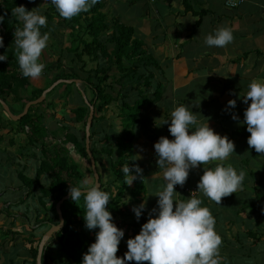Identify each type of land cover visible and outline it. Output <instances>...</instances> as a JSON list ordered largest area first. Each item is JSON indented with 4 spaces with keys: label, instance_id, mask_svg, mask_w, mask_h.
I'll list each match as a JSON object with an SVG mask.
<instances>
[{
    "label": "crops",
    "instance_id": "obj_1",
    "mask_svg": "<svg viewBox=\"0 0 264 264\" xmlns=\"http://www.w3.org/2000/svg\"><path fill=\"white\" fill-rule=\"evenodd\" d=\"M104 4L109 16L117 17L121 23L133 28L134 36L143 42L146 54L157 63L139 69L140 82L149 77L150 87L139 84L137 89L131 86L122 89V92H128L125 96L127 103L142 102L133 128L131 158L134 165L143 168L144 178L138 177L134 185L143 188L136 199L127 192L133 205L137 199L140 203L146 199L144 211L147 219L151 210L158 208L155 193L166 182L163 168L157 163L154 143L161 135L173 138L168 126L171 121H164L171 118L172 110L178 104L193 105L201 122L209 120L217 132L226 133L235 141V152L223 163H232L238 170L246 172L243 187L222 197L220 204L202 192L195 193L203 198V203L215 216V228L222 236L221 264H264V154L249 145L251 133L243 123L244 109L248 106L243 96L248 85L254 78H264V0H242L235 8L227 7L226 0H105ZM222 25L233 28L234 40L223 47L207 45V34ZM157 91L158 97L155 95ZM233 98L237 100L234 108L227 103ZM233 113L239 115V120L232 118ZM116 121L119 123L120 118ZM98 128L101 127L97 124ZM108 128L107 133L114 134ZM119 128L118 131L122 129ZM239 131L246 135H238ZM2 154L4 156L6 152ZM9 154L4 158L0 156V207L19 202L27 193L13 168L15 165L17 170V162L14 164L15 160ZM100 157L101 161L98 157L96 161L98 170L103 165L104 170L109 171L106 181L114 186L115 191L117 183L110 169L111 158ZM31 162L35 165L38 158L32 160L28 157L23 167ZM217 163L221 161H211L206 166L214 167ZM203 171L204 162H201L190 170L183 186H175L179 199H188L192 190L197 189ZM101 181L104 183L102 177ZM31 197L29 205L35 209L37 204ZM38 218L39 221L35 222L36 215L33 214L25 223L27 226L19 229L12 224L16 219L24 223L22 218L14 213L0 215V264H30L29 250L38 248L51 224L44 221V213ZM10 223L11 227H8ZM7 230H17L21 234L13 237L7 235ZM249 232L260 236L256 245ZM127 234L130 235V230ZM30 235H34L33 245L24 241ZM239 236H243L241 241L237 239ZM51 239L46 243L44 253ZM55 251L59 253L57 249L47 250L46 258L52 260L54 257L55 260L48 264L60 263ZM117 255L120 256L119 252ZM128 264L141 263L132 260Z\"/></svg>",
    "mask_w": 264,
    "mask_h": 264
},
{
    "label": "trees",
    "instance_id": "obj_2",
    "mask_svg": "<svg viewBox=\"0 0 264 264\" xmlns=\"http://www.w3.org/2000/svg\"><path fill=\"white\" fill-rule=\"evenodd\" d=\"M46 1L48 8L44 14L47 15V25L42 27V31H48L53 22L58 27L69 29V33L64 34L67 40L65 49L74 55L77 62L82 63L81 72H86L84 68L87 62L84 58L85 55H87L89 62H98V66L86 72L88 76L83 80V83L92 90L94 95L89 102L94 107V116L90 128V151L95 161H97V155L111 158L110 169L117 186L108 207L112 211L113 217L130 215L128 217L131 218V215L133 216L128 225L130 227L129 237H134L141 230L142 224L147 221V217L144 209L139 218L133 211V207L140 204L138 199L132 207V212H126L124 197L129 192L131 197L136 199L139 196V191L143 188L134 186L138 179L134 180L131 185L125 183L123 165L126 163H129L130 166L134 165L131 158L133 128L137 122L138 110L142 102L127 103L125 96L128 92H122V89L127 86L137 89L140 86L139 84L150 87L149 77H146L142 83L140 82L142 75L139 73V69L149 65H157V63L153 57L146 54L143 49V42L134 36V30L131 26L121 23L119 18L109 16L104 11L105 0H96L91 9L70 19L61 16L51 0ZM29 2L30 0H0V15L4 16V20L0 21V35L4 37V47H0V53H5L8 56L7 60L0 61V100L6 104L10 97L16 101L21 100L18 94L19 89L27 90L30 86L29 77L22 74L18 62L14 36L16 27H22L23 22L12 13V9L18 5H25L28 10H31ZM62 66L63 63L59 64L58 67ZM69 72V75L65 77L67 80L79 79L74 71ZM57 80H59L57 77L51 80L50 85ZM73 84H65V89L72 87ZM44 91V89H35L29 98L22 100L24 102L21 110L16 114L21 113L28 102L38 99ZM155 95L158 97V91L155 92ZM79 96L82 98L80 93ZM119 98L122 99V102L116 117L120 118L122 116L123 119L119 121V125L110 121L109 128L107 127L114 134H108L104 128H98L97 130V124L103 117H98V114L105 111L113 102L117 103ZM45 106H47L45 101L31 106L28 112L17 121L14 132L16 134L24 133L26 137V141L22 146L25 147L23 152L28 154V148L32 147L37 150L39 148V163L31 177H27L23 173L17 175L27 189L26 195L17 203L0 207V215L7 216L14 213L17 217L22 218L26 224L33 214L36 215L35 222L39 221L38 217L42 213L45 214L44 221H47V224L59 223L55 207L57 202L69 192V184L81 186L83 180L82 171L77 168L75 163L70 161L68 153L76 150L81 157L89 158L85 147V126L89 115V107L84 99H82V105H78L71 110L72 117L70 119L73 124H82L81 139H78L75 130H73L74 126L62 125L59 130H61L63 137L59 143H55L52 136V138H48V131L43 123L44 116L37 113L39 108ZM10 111L15 114L11 109ZM128 111H131L132 115ZM9 120L12 122L11 119ZM118 126H122L120 131L117 129ZM28 127L30 128L28 129ZM53 134H56V132H53ZM237 134L246 135L241 131ZM96 135H99L100 139L96 140ZM1 141L2 135L0 136ZM9 141L12 143V138ZM99 141L100 144L97 143ZM29 155L31 154L29 153ZM30 158L32 160L37 159L35 155L30 156ZM89 169L92 172L91 167ZM132 170L135 171L134 168ZM41 179H45V185L42 184L43 182L41 183ZM100 183L107 190V185L110 182L102 183L100 175ZM37 186L38 194L35 193ZM31 195L37 200L36 202L34 199L38 204L35 209H32L29 205ZM258 200L261 199L258 198ZM12 210H16V212ZM85 211L86 206L83 197L78 201L69 198L63 202L61 212L64 218V227L56 232L47 244L46 251L43 254V264L46 263V252L51 248L58 249L59 253L66 258L65 261L67 260V262H64L58 256L59 264H81L83 254L88 250V245L95 240V234L98 231V228L89 230L86 227ZM29 215L30 217H28ZM249 233H251L249 234L251 236H248L253 239L252 243L256 245L260 240V236L253 232ZM10 234L15 237L21 232L7 230V235ZM242 238L243 236H239L237 239L241 241ZM24 239L25 242L31 245L35 243L34 235ZM29 253L31 256L29 263L37 264L38 248L32 247ZM140 263L150 264L149 261ZM11 264H14V262Z\"/></svg>",
    "mask_w": 264,
    "mask_h": 264
},
{
    "label": "clouds",
    "instance_id": "obj_3",
    "mask_svg": "<svg viewBox=\"0 0 264 264\" xmlns=\"http://www.w3.org/2000/svg\"><path fill=\"white\" fill-rule=\"evenodd\" d=\"M51 3L61 16L70 19L91 9L96 0H51ZM12 13L23 22L22 27H16L14 33L22 74L39 78L46 67L40 58L51 35L42 31V27L47 25V15L37 7L28 10L25 5L16 6ZM3 20L4 16L0 15V21ZM233 40V28L222 25L207 34L205 43L223 47ZM0 47H4L2 35ZM7 59L5 53H0V61ZM243 100L248 104L243 118L251 133L248 143L258 153L264 154V78H254L250 82ZM227 103L234 108L237 100L233 98ZM232 118L239 120V115L233 113ZM164 123H168L173 138L161 135L154 148L166 184L155 193L158 208L154 207L141 230L127 239L128 250L123 256H118L117 252L125 229L117 226L108 207L114 194L99 183L84 186L88 184L87 180L81 182V186L69 184L70 198L73 201L81 197L84 199L86 227L89 230L98 228L96 238L88 245L81 264H128L132 260L149 261L150 264H221L222 236L215 228V216L203 203V198L195 193L202 192L220 204L222 197L243 187L246 172L238 170L232 163H223L235 152V141L226 133L217 132L210 126L209 120L201 122L196 111H193V105L187 103L178 104L172 110L171 118ZM211 161L221 163L214 167L206 166ZM201 162H204V171L197 182V189L192 190L188 199H179L175 186H183L190 170ZM123 172L125 183L129 185L138 177L144 178L143 168L139 164L130 166L126 163ZM146 207V199L133 207L137 218ZM37 264H43V251L37 258Z\"/></svg>",
    "mask_w": 264,
    "mask_h": 264
},
{
    "label": "rangeland",
    "instance_id": "obj_4",
    "mask_svg": "<svg viewBox=\"0 0 264 264\" xmlns=\"http://www.w3.org/2000/svg\"><path fill=\"white\" fill-rule=\"evenodd\" d=\"M29 5H31L30 6L31 9L38 7V10H40L42 13H45L46 9L48 8L46 0H30ZM104 11H105V8H104ZM51 24H52L51 28L48 29L47 31V32H50L51 34L50 40L48 42L47 48L43 50L42 56L40 58L46 64V67L43 69L42 74L39 78L29 77L30 86L27 88V90L23 88L19 89L18 94H19V99L21 100L16 101V100H13L12 97H10L7 101L8 102L7 104L9 105L10 109L13 112H15L14 115H17L16 113H18V111L21 110L22 103L24 102L22 100H24L25 98H29L35 89H44V90L49 89L52 86L50 85L51 80L57 77L59 78V80L65 81L67 80L65 78L66 75H69L70 73L69 71L71 72L74 71L79 76V79H71V80H76V81H72L71 83H68V84L74 83L75 85L73 84L72 87L70 86L68 87V89H65L64 82L58 83L53 89H51V91H49L45 95V98L43 101L47 102V106L39 108L37 112L44 116L43 123H44L45 129H47L48 131V135H49L48 138L52 136L54 142L59 143L61 138L63 137L61 130H59L60 126L62 125H68L71 127L74 126L73 130H75V133L78 139H81L83 126L81 123L73 124L71 122L70 120L72 117L71 110L75 109L78 105H82V99H85L88 102L92 100L94 96L93 92L85 83H83V80L88 76L86 72H89V70L94 69L96 66H98L97 64L98 62H93V61L89 62L87 55H85L84 58L87 62L84 68L86 72H81L80 67L82 66V63L77 62L76 59L74 58V55L67 52V50L65 49L67 45V40L64 34L69 33V29H65L64 27L62 28L61 26L58 27V25L54 22ZM108 24L110 25L111 23L109 22ZM62 32H65V33H62ZM61 63H63V66L58 67L59 64ZM79 93L81 95L83 93L84 98L83 96L81 98L79 96ZM121 102H122V99L119 98L117 103L113 102V104L108 106V108L105 111H102L98 114V117L103 116L101 117L100 122L98 123V126L106 129L108 125L110 124L109 123L110 121H113L114 123L119 125L118 121H116L117 119L116 116H117V112H119L118 110L120 109ZM128 112L132 115L131 111H128ZM9 119L10 118L7 115V113L4 111L2 106H0V134L2 135V141L0 142V156L3 155L2 154L3 152L4 153L6 152L4 156H1V158H4L5 156L6 157L8 156V153H10L9 155L13 156L15 160L13 161V163L16 164L17 162V170L19 169L20 170L19 172L23 173L24 175L32 176L35 167L39 163V153H38L39 148L37 150L36 148L30 147L27 149L28 154L22 153L21 150H24L25 148V147H22V145L26 141L25 134L24 133L16 134V132H14V129H16L18 120H12V122H10ZM122 119L123 118L121 116L120 120ZM29 128L30 127H28V129ZM121 128L122 126H120L119 129ZM53 132H56V134H53ZM10 138H12L13 140L12 143L11 141H9ZM95 139L96 140L100 139L99 135H96ZM97 143L100 144V141ZM29 152L31 153V155H29ZM33 154L38 158V163H35L36 166L33 165L34 163L32 164L31 162L30 165L23 167L25 160L28 157L32 156ZM21 156L23 158H20ZM68 157L70 158V161L75 163L77 165V168L80 171H82L83 173L82 182L85 180L88 181V184L84 186L91 187L94 184V175H93V172H91L89 169L91 167L89 158L86 159V158L81 157L76 150L70 151L68 153ZM97 157H98V160L101 161L100 155H97ZM97 166L98 165L96 163V169L98 173L101 175L103 182L106 184L107 176L110 173L108 170H104V168L102 167L103 165L101 166L100 170H98ZM13 168L16 174H18L15 168V165H13ZM41 183L45 185L46 184L45 179H41ZM113 187L114 186L110 185L109 183L107 185V190L110 192L113 191L112 193H114L115 191ZM37 191L36 193L38 194ZM31 198L36 200L34 196H32ZM124 201H125L124 203H125L126 212L131 213L132 207H133V201L128 193H126L124 197ZM36 206H38V204ZM128 216L129 215H124V216L118 215L117 217H114V222L117 224V226L125 229V236L122 238L123 242L121 241L119 248H118V252L120 256H123V254L128 250L127 239L129 238V236L127 232H129L130 228H126V227L129 226L128 224H129V221L131 220V218H129ZM15 221H14V224H12L13 227H18L19 229H21L27 226L25 223H22L20 219H16ZM8 227H11V223L8 224ZM54 254L58 255L61 261L63 260L64 262H67V260L65 261L66 258L62 256L60 253L56 252ZM46 261L47 263H49V261L53 263L55 260H54V257L52 260H50V258L48 257L46 258Z\"/></svg>",
    "mask_w": 264,
    "mask_h": 264
},
{
    "label": "water",
    "instance_id": "obj_5",
    "mask_svg": "<svg viewBox=\"0 0 264 264\" xmlns=\"http://www.w3.org/2000/svg\"><path fill=\"white\" fill-rule=\"evenodd\" d=\"M72 81H76V80H57L56 82H54L52 84V86L49 88V89H46L42 95L36 99V100H33V101H30L28 102L23 111L20 113V114H17V115H14L11 111H10V108L9 106L2 100H0V104L2 106V108L4 109V111L7 113V115L9 116V118L11 120H19L21 119V117H23L29 110V108L33 105H36L38 103H41L44 98H45V95L46 93H48L49 91H51V89H53L58 83L60 82H64L65 84H68V83H71ZM82 96L84 98V95L82 93ZM85 103L87 104V106L89 107V115L87 117V120H86V126H85V147H86V151L88 153V156H89V160H90V164H91V169H92V172H93V175H94V184L95 183H100V174L98 173L97 169H96V161H95V158L93 157L91 151H90V128H91V124H92V120H93V116H94V107L92 105H90V103L85 100ZM70 198V192H68L65 196H63L56 204V212L58 214V218H59V223L58 224H50L49 226V229L45 232V234L43 235V237L41 238V241L38 245V254H37V258L40 256V254L44 253V249H45V245L46 243L49 241V239L51 237H53V235L60 231L63 227H64V218H63V215H62V212H61V205L63 204V202L67 199ZM37 258H36V263H37Z\"/></svg>",
    "mask_w": 264,
    "mask_h": 264
},
{
    "label": "built area",
    "instance_id": "obj_6",
    "mask_svg": "<svg viewBox=\"0 0 264 264\" xmlns=\"http://www.w3.org/2000/svg\"><path fill=\"white\" fill-rule=\"evenodd\" d=\"M242 0H226L227 7L235 8L238 6Z\"/></svg>",
    "mask_w": 264,
    "mask_h": 264
},
{
    "label": "flooded vegetation",
    "instance_id": "obj_7",
    "mask_svg": "<svg viewBox=\"0 0 264 264\" xmlns=\"http://www.w3.org/2000/svg\"><path fill=\"white\" fill-rule=\"evenodd\" d=\"M45 264H48L47 262Z\"/></svg>",
    "mask_w": 264,
    "mask_h": 264
}]
</instances>
